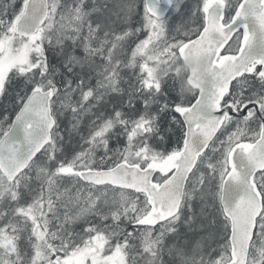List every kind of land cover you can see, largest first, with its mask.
Listing matches in <instances>:
<instances>
[{"label":"snow or ice","instance_id":"1","mask_svg":"<svg viewBox=\"0 0 264 264\" xmlns=\"http://www.w3.org/2000/svg\"><path fill=\"white\" fill-rule=\"evenodd\" d=\"M0 264H264V0H0Z\"/></svg>","mask_w":264,"mask_h":264},{"label":"rangeland","instance_id":"2","mask_svg":"<svg viewBox=\"0 0 264 264\" xmlns=\"http://www.w3.org/2000/svg\"><path fill=\"white\" fill-rule=\"evenodd\" d=\"M186 3H194L195 0H185ZM179 18H177L176 22L175 23H179Z\"/></svg>","mask_w":264,"mask_h":264}]
</instances>
